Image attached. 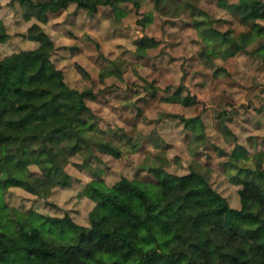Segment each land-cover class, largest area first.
<instances>
[{"label": "clouds", "instance_id": "9594fccd", "mask_svg": "<svg viewBox=\"0 0 264 264\" xmlns=\"http://www.w3.org/2000/svg\"><path fill=\"white\" fill-rule=\"evenodd\" d=\"M0 264H264V0H0Z\"/></svg>", "mask_w": 264, "mask_h": 264}]
</instances>
